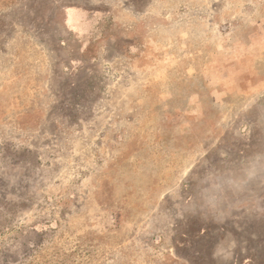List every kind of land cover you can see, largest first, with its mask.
<instances>
[{"label":"rangeland","instance_id":"obj_1","mask_svg":"<svg viewBox=\"0 0 264 264\" xmlns=\"http://www.w3.org/2000/svg\"><path fill=\"white\" fill-rule=\"evenodd\" d=\"M243 15L264 0H0V264H264Z\"/></svg>","mask_w":264,"mask_h":264},{"label":"crops","instance_id":"obj_2","mask_svg":"<svg viewBox=\"0 0 264 264\" xmlns=\"http://www.w3.org/2000/svg\"><path fill=\"white\" fill-rule=\"evenodd\" d=\"M191 12V11H190ZM188 15H191V16H194V12L192 10L191 13H183L181 16H182V19L181 21H179L178 23L175 24L176 27H179L180 25L181 26H184V27H207L208 25H215L212 21H210L209 19L207 20L208 22L205 23V20H194L192 21L191 23H187L186 21V16ZM244 17L242 18V21H243V26H247L248 24H251L250 22L253 20L255 21L254 19H256L253 15L252 16H245L243 15ZM264 17L263 16H260L259 19H263ZM89 20V14L86 12V11H83V10H73V11H69L68 13V26L69 28L71 29V31L74 29H78L80 31H88V24L86 22H88ZM255 25L258 27V20L255 21ZM231 24V23H230ZM229 25V24H228ZM264 23H262L261 26H263ZM74 27H77V28H74ZM223 27H228L226 25H224ZM235 27V26H233ZM242 27V25L240 26ZM255 30H253L249 35V44L250 42L253 43V41H251L252 39L251 38H255L257 40H259V43H261V46L263 45L264 41L261 42V38H263V35H261L262 33V29L263 27H258ZM250 28H254V27H250ZM262 36V37H261ZM256 42V41H255ZM249 47V46H248ZM261 48V47H260ZM248 49V48H247ZM262 49H264V46H262ZM225 87L222 86V88L219 90V92L221 91H225L226 89H223Z\"/></svg>","mask_w":264,"mask_h":264}]
</instances>
